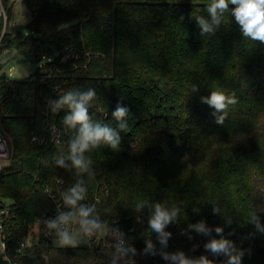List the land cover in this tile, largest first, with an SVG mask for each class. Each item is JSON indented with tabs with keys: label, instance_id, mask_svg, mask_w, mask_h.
Wrapping results in <instances>:
<instances>
[{
	"label": "trees",
	"instance_id": "1",
	"mask_svg": "<svg viewBox=\"0 0 264 264\" xmlns=\"http://www.w3.org/2000/svg\"><path fill=\"white\" fill-rule=\"evenodd\" d=\"M210 2H25L28 24L5 35L0 52L14 48L36 62L54 59L44 67H55L47 80L39 69L20 81L0 74V124L10 151L0 173V199L11 205L13 233L27 236L50 206L46 188L60 181L66 191L78 179L87 188L80 204L97 198L103 222L121 219L125 227L135 226L125 246L134 255L40 244L25 264H45V257L55 264H177L164 259V250L226 264L227 257L204 247L220 238L216 227L241 254L240 264H264V213L255 207L258 188L264 190V43L243 37L230 11L214 33L201 35L195 17L210 20ZM65 47L90 58L60 63L56 55ZM90 89L93 123L120 136L118 150L101 143L85 153L94 178L56 165L57 158L67 159L75 135L63 123L68 109L56 103L69 91ZM213 90L236 100L223 124L202 100ZM117 105L128 109L120 121L112 115ZM140 202L144 207L137 211ZM156 203L180 210L164 229L168 248L148 225ZM201 222L210 235L191 227Z\"/></svg>",
	"mask_w": 264,
	"mask_h": 264
},
{
	"label": "clouds",
	"instance_id": "2",
	"mask_svg": "<svg viewBox=\"0 0 264 264\" xmlns=\"http://www.w3.org/2000/svg\"><path fill=\"white\" fill-rule=\"evenodd\" d=\"M235 7L229 8V5ZM231 13L235 22L239 25L243 37L253 41L264 43V0H211L206 7V12L210 20L204 16H196V22L201 29V35L206 33H214L215 29L219 28L224 22L225 14ZM198 89L194 85L192 91ZM95 96L93 90L86 93H77L69 91L65 93L56 103V107H66L68 114L64 116L63 123L71 131L75 133L74 137L69 141L67 159L59 157L56 159V165L60 168L70 169L79 176L87 173L90 177L95 174L90 170L92 160L85 155L92 149L98 148L101 143L109 146L112 150H118L120 145L119 134L107 125L93 123L89 115V101ZM203 102L207 103L214 109L213 115L220 113L216 117V123L223 124L228 115V106L236 103L233 97L226 95L218 90H213L211 95L202 98ZM128 109L117 105L116 110L112 113L116 120L120 121L127 115ZM119 127L125 129V123H120ZM87 188L84 186L83 180L78 179L70 188L63 194L62 199L66 206L73 209L69 212L60 213L55 220L47 222L49 229H55L58 236L57 243L61 247L73 246L78 242L80 233L89 236L96 233L103 226L101 222L93 217L95 206L89 207L79 202L85 199ZM144 207V203L140 202L136 205V210L140 211ZM153 212L149 218V228L158 234L161 243H165L170 233L164 231L165 227L171 222H174L179 215V208L173 207L169 209L161 203H156L153 206ZM217 212L218 209H213ZM92 217V218H90ZM255 221V216L252 217ZM75 223L79 225L76 233L69 229V224ZM199 233L210 235L211 229L207 228L203 222L191 225ZM257 227L260 225L257 223ZM264 230V229H262ZM215 232L220 236L219 239L213 238L204 245L207 251H210L215 256L227 257L226 264H240V255L236 252L233 243L230 240L223 238V229L216 227ZM153 247L152 243L148 242V249ZM135 254V249H129L124 246V241L121 239L116 245L117 258ZM164 259H171L177 264H213V261L201 256L197 259L187 258L183 252L173 254L171 256L165 254Z\"/></svg>",
	"mask_w": 264,
	"mask_h": 264
},
{
	"label": "built area",
	"instance_id": "3",
	"mask_svg": "<svg viewBox=\"0 0 264 264\" xmlns=\"http://www.w3.org/2000/svg\"><path fill=\"white\" fill-rule=\"evenodd\" d=\"M10 1V0H9ZM28 0H12L13 4L17 2H26ZM6 0H0V47L5 35H14L12 30L14 25L11 21V14L8 10V3ZM60 63H73L75 64L80 58L88 60L90 55L88 53H82L75 50L72 47H65L59 54L56 55ZM47 63H53L54 59L46 60ZM54 65L45 68L44 65L39 67V76L43 80L50 79ZM54 133L57 132L56 128H52ZM57 134L51 138L56 140ZM33 142H40L36 136L32 137ZM58 141V140H57ZM10 151L7 139L2 131L0 124V173L5 168V162L8 163ZM65 192L62 182H58V186L55 188L48 187L45 189V194L48 196L51 204L45 208L42 214L36 219L34 225L29 229L27 236H15L13 228L15 227L14 220L11 216V205L0 199V264H25V261L29 258V254L34 252L40 244L49 247H61L58 245V236L55 229H49L47 222L55 220L57 216L62 212H69L73 209L65 205L62 194ZM99 199L95 198L93 202H85L84 205L92 207L95 206L93 217L97 218L102 228L93 235L80 233L78 236V242L73 246H64L70 248L87 247L90 249H104L107 251L116 252V245L119 240L124 241L126 246L127 234L135 230V226L125 227L121 219H113L109 222H103L102 217L98 210ZM92 218V217H90ZM37 228V231L35 230ZM69 229L76 233L79 229V225L75 223L69 224ZM37 232V233H35ZM22 231L19 230V234ZM167 254L169 256L173 253L169 250H164L161 255ZM45 264L51 263L48 258H44Z\"/></svg>",
	"mask_w": 264,
	"mask_h": 264
},
{
	"label": "rangeland",
	"instance_id": "4",
	"mask_svg": "<svg viewBox=\"0 0 264 264\" xmlns=\"http://www.w3.org/2000/svg\"><path fill=\"white\" fill-rule=\"evenodd\" d=\"M7 7L11 11V21L14 25L12 30L14 32H17L21 26L28 24L30 17L25 2L13 4L12 0H10ZM46 63L45 60L36 62L25 51H18L14 48L4 49L0 52V74H5L9 79L15 81L24 80L32 76L40 66ZM5 165H7L6 162ZM256 197L257 203L255 207L262 214L264 213V190L261 187L258 188ZM35 230L37 231L36 227Z\"/></svg>",
	"mask_w": 264,
	"mask_h": 264
},
{
	"label": "water",
	"instance_id": "5",
	"mask_svg": "<svg viewBox=\"0 0 264 264\" xmlns=\"http://www.w3.org/2000/svg\"><path fill=\"white\" fill-rule=\"evenodd\" d=\"M165 247H166V248L170 247V241H169V240L166 241Z\"/></svg>",
	"mask_w": 264,
	"mask_h": 264
}]
</instances>
